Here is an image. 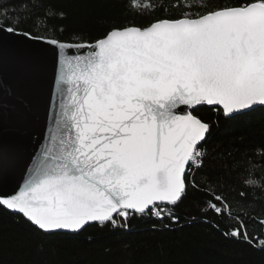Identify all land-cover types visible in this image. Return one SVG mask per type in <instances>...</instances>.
<instances>
[{"label": "snow or ice", "instance_id": "6c2138e0", "mask_svg": "<svg viewBox=\"0 0 264 264\" xmlns=\"http://www.w3.org/2000/svg\"><path fill=\"white\" fill-rule=\"evenodd\" d=\"M157 7L163 18L69 43L56 38L54 26L50 37L24 28L29 20L39 27L65 18L56 0H22L11 13L0 6V122L14 128L0 136V183L23 178L18 192L0 194V208L22 216L38 235H78L92 224L127 229L133 216L176 221L174 209L191 189L207 197L202 215L235 222L224 236L251 243L220 182L206 173L196 182L213 128L198 108L233 120L264 107V0L127 3L138 15ZM169 7L182 11L169 16ZM18 36L59 50L47 131L31 150L19 133L30 112L33 65L7 43ZM254 155L245 162L237 205L257 190L264 196V146Z\"/></svg>", "mask_w": 264, "mask_h": 264}, {"label": "trees", "instance_id": "16d2710c", "mask_svg": "<svg viewBox=\"0 0 264 264\" xmlns=\"http://www.w3.org/2000/svg\"><path fill=\"white\" fill-rule=\"evenodd\" d=\"M21 2L0 0V6L11 13ZM161 2L170 4L171 0H153L157 5ZM127 3L128 0H56L65 18L39 27H33V20H29L24 28L50 37L54 26L55 36L62 42L93 43L114 25H144L166 15L160 7L138 15L127 8ZM180 11L169 7L167 15L178 16ZM198 114L213 128L204 145L205 166L195 174L196 182L203 184L205 173L220 182V190L233 202V216L239 215L247 223L251 243L224 236L223 232L234 227L235 222L213 213L202 215L200 207L207 197L190 189L174 209L176 221L167 215L163 219L133 216L127 229L92 224L78 235H38L24 218L0 208V264H264V250L259 247L264 227L258 223L264 220V196L257 190L243 206L234 202V198L239 200L240 181L247 175L245 162L258 158L254 154L264 146V107L233 120L218 118L216 109L205 106L198 108ZM237 161L240 164L234 166ZM260 175L257 171V178Z\"/></svg>", "mask_w": 264, "mask_h": 264}, {"label": "water", "instance_id": "95a60500", "mask_svg": "<svg viewBox=\"0 0 264 264\" xmlns=\"http://www.w3.org/2000/svg\"><path fill=\"white\" fill-rule=\"evenodd\" d=\"M7 43L13 45L33 65V71L31 73L33 89L29 94V100L31 101L30 112L22 131L19 133L24 137L25 143H28L30 138L29 150H31V146L36 145L37 141L43 142L42 134H46L47 131L45 112L46 110H50V93L54 88V74L58 63L59 50L47 44L44 40H31L19 36L9 38ZM83 51L87 50H82L79 54H83ZM69 54L75 55L78 53L77 50L72 49L69 50ZM204 106L209 109H214L207 105ZM13 131L14 128L10 123L5 124L4 122H0V136L11 135ZM22 185L23 178L17 174L14 178L0 183V194H15ZM6 211L14 215H19L8 210Z\"/></svg>", "mask_w": 264, "mask_h": 264}]
</instances>
